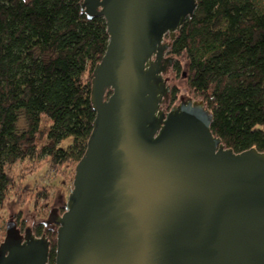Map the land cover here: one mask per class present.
I'll return each instance as SVG.
<instances>
[{"label": "water", "instance_id": "obj_1", "mask_svg": "<svg viewBox=\"0 0 264 264\" xmlns=\"http://www.w3.org/2000/svg\"><path fill=\"white\" fill-rule=\"evenodd\" d=\"M109 43L94 128L56 227L55 264H264V153H236L203 100L171 93V43L198 0H81ZM51 242L7 224L0 264H49Z\"/></svg>", "mask_w": 264, "mask_h": 264}, {"label": "trees", "instance_id": "obj_2", "mask_svg": "<svg viewBox=\"0 0 264 264\" xmlns=\"http://www.w3.org/2000/svg\"><path fill=\"white\" fill-rule=\"evenodd\" d=\"M81 6V0H0V208L11 190L19 203L35 193L16 182L18 162L45 160L46 175L74 176L86 153L96 119L93 70L109 35L105 19L89 20ZM169 56L175 59L169 71L185 77L189 96L213 114L214 135L236 153H264V0H198ZM180 97L171 85L164 108ZM34 234L50 240L55 264L56 228L39 224Z\"/></svg>", "mask_w": 264, "mask_h": 264}, {"label": "rangeland", "instance_id": "obj_3", "mask_svg": "<svg viewBox=\"0 0 264 264\" xmlns=\"http://www.w3.org/2000/svg\"><path fill=\"white\" fill-rule=\"evenodd\" d=\"M184 69H186V61L181 59ZM170 79L169 85H175L179 88V96L190 97L187 91V81L183 76H176L172 71L166 74ZM167 79V78H166ZM192 98V97H191ZM49 123L43 120L44 126ZM44 141H39V145H43ZM71 144V139H67L62 147L67 148ZM34 168L33 172L25 170V168ZM47 164L45 160L32 159L24 162H18L13 167L14 176L16 182H22V184L29 188L34 189L35 193L29 198L26 203H19L13 190L9 192V197L6 200L4 206L0 208V244L5 239L7 230V224L9 222L20 224L23 228L31 229L34 233L35 225L38 223H46L53 210H56L57 215H61L64 210L62 206L68 201L69 195L73 189L74 176H71L70 171H67L64 175L59 174L53 176L47 174ZM26 174L25 178L20 180V177ZM46 187V192L41 196L37 195L39 191ZM59 209L61 212H59ZM58 210V213H57Z\"/></svg>", "mask_w": 264, "mask_h": 264}, {"label": "flooded vegetation", "instance_id": "obj_4", "mask_svg": "<svg viewBox=\"0 0 264 264\" xmlns=\"http://www.w3.org/2000/svg\"><path fill=\"white\" fill-rule=\"evenodd\" d=\"M168 72H169V71H168ZM61 209L64 210V206H62ZM61 211H62V210H61ZM61 211H60V209H59V212H61ZM57 213H58V210H57ZM16 224H17V223H16ZM39 224H42V225H43L45 228H47V229H49V228H51V229L56 228L55 225H53V224H46V223H43V222H42V223H38V224H36V225H35V228H36ZM17 227H18V225H17ZM18 228L20 229L22 235H25V231H26L27 228H23V225H22V224H20ZM5 237H6V236H5Z\"/></svg>", "mask_w": 264, "mask_h": 264}]
</instances>
